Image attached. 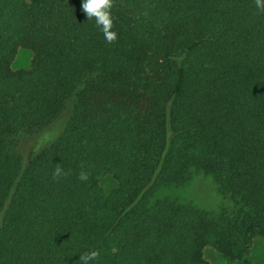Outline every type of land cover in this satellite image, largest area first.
Segmentation results:
<instances>
[{"label": "trees", "instance_id": "trees-1", "mask_svg": "<svg viewBox=\"0 0 264 264\" xmlns=\"http://www.w3.org/2000/svg\"><path fill=\"white\" fill-rule=\"evenodd\" d=\"M82 2L0 0V264H79L90 250L91 264H208L205 247L254 264L264 13L254 0H114L108 44ZM20 48L30 66L13 71ZM57 164L69 175L54 180ZM196 178L225 203L180 199Z\"/></svg>", "mask_w": 264, "mask_h": 264}, {"label": "rangeland", "instance_id": "rangeland-1", "mask_svg": "<svg viewBox=\"0 0 264 264\" xmlns=\"http://www.w3.org/2000/svg\"><path fill=\"white\" fill-rule=\"evenodd\" d=\"M31 62V53L23 48L16 51L11 62L13 71L27 70ZM61 120L56 121L52 126L40 132L36 136L25 138L18 142V151L21 158L29 157L33 152L40 148L43 144H47L55 134H57ZM24 159V158H23ZM100 186L104 191L111 189L114 186L113 180L108 177L100 178ZM180 199L189 201L203 210L215 209L220 204H224L215 192L214 186L206 179L196 178L192 184L186 188ZM202 258L208 264H225L224 259L213 248L205 247L202 250ZM247 258L254 264L264 263V240L259 237H254L251 240Z\"/></svg>", "mask_w": 264, "mask_h": 264}, {"label": "clouds", "instance_id": "clouds-1", "mask_svg": "<svg viewBox=\"0 0 264 264\" xmlns=\"http://www.w3.org/2000/svg\"><path fill=\"white\" fill-rule=\"evenodd\" d=\"M255 7L259 12L264 13V0H254ZM114 6V0H83L81 8L86 14L88 20H95L96 26L101 30L106 43L113 44L118 40V33L113 30L114 20L111 9ZM69 175L60 164H57L52 173L54 180H58L62 176ZM81 181L89 179V173L81 171L77 177ZM99 257V251L90 250L79 256V264H91V261Z\"/></svg>", "mask_w": 264, "mask_h": 264}]
</instances>
